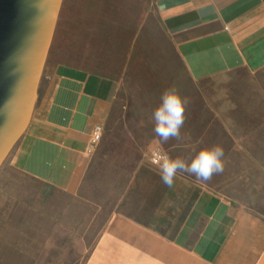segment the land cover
I'll list each match as a JSON object with an SVG mask.
<instances>
[{
    "label": "crops",
    "instance_id": "obj_1",
    "mask_svg": "<svg viewBox=\"0 0 264 264\" xmlns=\"http://www.w3.org/2000/svg\"><path fill=\"white\" fill-rule=\"evenodd\" d=\"M64 1V44L51 43L29 123L5 159L37 193L0 184V264H37L43 246L80 264H264V220L180 171L167 187L149 150L135 159L138 138H121L129 169L114 155L103 164L104 145L120 139L107 132L123 109L121 76L81 66L111 62L93 38L130 62L138 33L156 22L194 81L261 70L264 0H63L58 20Z\"/></svg>",
    "mask_w": 264,
    "mask_h": 264
},
{
    "label": "rangeland",
    "instance_id": "obj_2",
    "mask_svg": "<svg viewBox=\"0 0 264 264\" xmlns=\"http://www.w3.org/2000/svg\"><path fill=\"white\" fill-rule=\"evenodd\" d=\"M67 7V1H64L51 52L64 44ZM91 22L94 24L95 21ZM103 43L105 41L101 38L91 41L92 45L99 46L93 50L110 56L105 59L111 62L81 65L121 76L116 103L123 109L111 117L107 132V135L120 139L104 145L110 148V156L106 153L103 164L108 163L113 155L116 162L124 164L127 169L135 162L132 155L127 160L119 155L123 145L130 146L125 145L127 140H121L124 136L138 138L137 147L131 149L137 153L136 160L147 150L151 157L152 149L158 148L157 151L170 158H180L190 165L200 151L219 145L224 150L222 173L204 181L187 171H178L264 220V68L255 72L237 69L194 81L181 66L175 48L156 22L152 32L138 33L130 62L126 64L117 62L126 55L120 53L121 49L104 48ZM172 88L188 99L185 123L179 138L155 143L150 141L152 135L156 136L154 127L151 129L147 125L149 121L155 123L153 112L160 105L162 94ZM108 148L103 151L108 152ZM0 184H20L25 188L32 187L37 193V183L15 172L6 160L0 167ZM45 242L49 244V240L42 241V244ZM42 251L48 254L37 255V260H41L37 264H80V257L58 256L56 248L43 246Z\"/></svg>",
    "mask_w": 264,
    "mask_h": 264
},
{
    "label": "water",
    "instance_id": "obj_3",
    "mask_svg": "<svg viewBox=\"0 0 264 264\" xmlns=\"http://www.w3.org/2000/svg\"><path fill=\"white\" fill-rule=\"evenodd\" d=\"M63 0H0V166L24 133Z\"/></svg>",
    "mask_w": 264,
    "mask_h": 264
},
{
    "label": "clouds",
    "instance_id": "obj_4",
    "mask_svg": "<svg viewBox=\"0 0 264 264\" xmlns=\"http://www.w3.org/2000/svg\"><path fill=\"white\" fill-rule=\"evenodd\" d=\"M187 103V97L182 98L174 88L162 94L161 103L153 112L154 132L159 137L158 142H167L180 137L185 123ZM223 156V148L217 145L200 151L190 165L180 158L172 159L167 154H161L153 163L158 166L163 183L171 188L178 170L192 173L204 181L210 180L214 174L222 173L224 170Z\"/></svg>",
    "mask_w": 264,
    "mask_h": 264
},
{
    "label": "built area",
    "instance_id": "obj_5",
    "mask_svg": "<svg viewBox=\"0 0 264 264\" xmlns=\"http://www.w3.org/2000/svg\"><path fill=\"white\" fill-rule=\"evenodd\" d=\"M101 133H102L101 126L97 125L92 129L91 137H90L89 143L87 145V152H91L94 149V147L96 146V144L98 143V141L101 137ZM161 154H164V153H162L161 151H153L152 155L150 157V161L153 163V161L156 158H158Z\"/></svg>",
    "mask_w": 264,
    "mask_h": 264
},
{
    "label": "trees",
    "instance_id": "obj_6",
    "mask_svg": "<svg viewBox=\"0 0 264 264\" xmlns=\"http://www.w3.org/2000/svg\"><path fill=\"white\" fill-rule=\"evenodd\" d=\"M181 88H183V87H181ZM182 97V96H181Z\"/></svg>",
    "mask_w": 264,
    "mask_h": 264
}]
</instances>
